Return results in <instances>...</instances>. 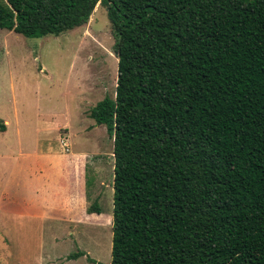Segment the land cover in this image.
I'll use <instances>...</instances> for the list:
<instances>
[{"label":"trees","instance_id":"obj_1","mask_svg":"<svg viewBox=\"0 0 264 264\" xmlns=\"http://www.w3.org/2000/svg\"><path fill=\"white\" fill-rule=\"evenodd\" d=\"M98 2L117 56L115 97L89 111L113 139L109 264H264V0H0V28L59 35Z\"/></svg>","mask_w":264,"mask_h":264},{"label":"rangeland","instance_id":"obj_2","mask_svg":"<svg viewBox=\"0 0 264 264\" xmlns=\"http://www.w3.org/2000/svg\"><path fill=\"white\" fill-rule=\"evenodd\" d=\"M114 44L99 2L86 24L59 35L26 37L0 28V119L6 124L0 131V264L110 263L113 139L89 111L105 96L115 97ZM59 146L88 153V204L96 200L101 210H80L72 232L35 207V192L41 199L56 191L42 183L48 176L38 178V169L50 161L39 158L40 151ZM24 164L30 177L21 180ZM79 252L84 255L70 258Z\"/></svg>","mask_w":264,"mask_h":264},{"label":"crops","instance_id":"obj_3","mask_svg":"<svg viewBox=\"0 0 264 264\" xmlns=\"http://www.w3.org/2000/svg\"><path fill=\"white\" fill-rule=\"evenodd\" d=\"M56 148L52 149L49 147L47 149L48 151H40L41 156L38 155L39 158H46L51 161H47L41 169H38V178L48 176L50 179L48 177H46V179L43 178L41 180L42 183L44 184V182L47 181L51 183L49 185L54 184L56 191L52 192V196L41 197V199V194L35 192L38 198V203L35 207L38 210L42 209L44 212H48L47 214L54 218L53 222L66 223L68 228H70L69 232H72L71 229L78 228L79 221L77 219L78 216H80V210L82 212H84V210L87 212V207L90 205L88 201L92 182L87 176L89 161L86 155L88 153L82 151H69V147L66 151L60 146ZM21 157L25 158L28 156L21 153ZM23 167L25 168L20 170L21 180L30 177L27 172L29 164H24ZM24 183L26 182H21V184ZM38 190L40 191L41 188H38ZM20 200H24L25 203L30 201L27 197V202L23 197H20ZM51 260L52 259H48L47 261L49 262Z\"/></svg>","mask_w":264,"mask_h":264}]
</instances>
